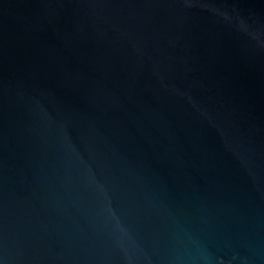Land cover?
Instances as JSON below:
<instances>
[{"label": "water", "instance_id": "95a60500", "mask_svg": "<svg viewBox=\"0 0 264 264\" xmlns=\"http://www.w3.org/2000/svg\"><path fill=\"white\" fill-rule=\"evenodd\" d=\"M0 264H264V0H0Z\"/></svg>", "mask_w": 264, "mask_h": 264}]
</instances>
